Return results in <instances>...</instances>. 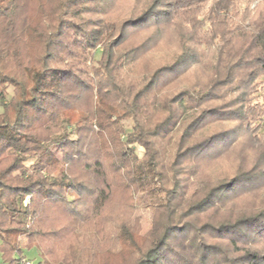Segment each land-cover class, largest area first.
Here are the masks:
<instances>
[{
	"label": "trees",
	"instance_id": "trees-1",
	"mask_svg": "<svg viewBox=\"0 0 264 264\" xmlns=\"http://www.w3.org/2000/svg\"><path fill=\"white\" fill-rule=\"evenodd\" d=\"M112 1L39 0L43 19L33 28L34 0H0L3 263L22 264L21 239L32 237L27 253L34 249L39 264H94L106 248L104 210L113 189L126 185L159 210L143 239L121 226L137 255L132 264H264V201L237 206L248 190L264 188V105L249 98L264 76V0H152L110 31L97 20L83 22ZM209 1L203 17L186 20V33L178 19ZM173 27L176 54L137 73ZM107 32L100 62L88 67V53ZM135 32L153 35L118 54ZM28 33L44 48L34 60L12 49ZM196 69L204 77L177 85ZM7 85L14 88L9 101ZM137 144L146 150L142 160ZM233 153L234 172L215 173ZM82 232L94 240L82 246L84 259L50 258L56 242Z\"/></svg>",
	"mask_w": 264,
	"mask_h": 264
},
{
	"label": "rangeland",
	"instance_id": "rangeland-1",
	"mask_svg": "<svg viewBox=\"0 0 264 264\" xmlns=\"http://www.w3.org/2000/svg\"><path fill=\"white\" fill-rule=\"evenodd\" d=\"M152 0H114V2H105L103 10L100 12L99 16L95 14H88L84 16L83 22L88 23V21H98L101 25H104L110 29L113 27H120L124 21H127L130 18H134L135 16L139 15L142 10H144L148 4H150ZM108 3V4H107ZM258 1H255L253 6L257 5ZM211 2L203 4L202 12L194 11L196 15H192L191 17L189 14H186L190 18H182L180 17L177 22L182 23V27L186 33H190L192 25L185 24L186 20L189 21L191 18L195 17H203L206 11L210 8ZM102 9V6L100 7ZM49 9L47 11L49 12ZM184 11L191 10L190 8L183 9ZM185 15V16H186ZM43 19V12L40 10V2L39 0H34L31 3L29 8V15H28V23L30 26L35 28ZM83 19V18H82ZM81 19V20H82ZM80 19H78L79 21ZM82 23V22H78ZM187 26V27H186ZM183 30V31H184ZM193 32V31H192ZM108 33V32H107ZM106 33V34H107ZM109 34L104 38V40L97 46L96 49H92L88 53V67H96L102 58V53L104 49V45L109 41ZM178 27H173L169 34H164L162 39H164V44L158 46L155 50L151 53L147 54L137 66V73L144 74L145 72H149L152 68L158 67L162 65L164 60L168 58L172 53L177 52L176 48L178 47V35H179ZM113 36V33H111ZM130 40L120 47L118 54L123 50H128L130 47H135L140 44H145V40L147 38H151L153 32H135L130 33ZM128 35V36H129ZM200 35V33H199ZM158 38L154 39L157 40ZM153 42V41H152ZM120 44L117 40L115 41V46ZM153 43H151V46ZM206 55H208L209 49L207 45L203 46ZM12 49L18 51L19 54L23 58H28L34 60L35 57L44 53V48L41 42L38 39H33L32 36L28 33L26 36L22 37L20 42H16L12 44ZM117 54V52H116ZM197 70V69H196ZM196 70H193L196 71ZM191 72L190 75L185 76L182 80H180L177 85H192L196 82V79L199 80L204 77V69H198L195 73ZM177 85H175L177 87ZM173 86L172 88H174ZM257 93L251 95V101L253 104H259V106L264 105V76L260 77L257 81ZM5 93L7 94V101H9L13 97L14 88L11 85L5 86ZM2 113V107L0 105V114ZM125 126L131 127L132 122L130 120L124 121ZM227 127H233V124L227 125ZM264 136V130H263ZM137 157L142 160L145 157L146 150L144 147L140 145L133 146ZM230 155V154H229ZM237 154L233 153V156H229L224 160L219 168H213L215 173L220 172H234L233 169L235 166L238 165L236 162L235 157ZM61 158L60 154L58 155ZM186 180V177H184ZM192 183H194V179L189 177ZM194 187H192L189 191V188L186 190L188 192L193 191ZM249 195H244L241 198L240 202L237 201V206L240 204L242 206H247L254 200H262L264 201V188H258L254 192L250 193V190L247 191ZM149 196L142 195L139 192L133 190L132 186H117L113 189L111 198L109 203L107 204L103 216L106 217L107 224L106 227V235L104 241H101L106 246L105 249L102 250L101 254L96 257L94 264H132L135 261L136 254H134L133 250L127 247L122 239V231L121 226L126 225L132 231V233L137 238H145L148 236L153 229L154 219L157 217V213L159 210L154 206L152 207V202ZM29 203V199L26 200ZM26 203V204H27ZM155 205V204H154ZM246 209V208H244ZM83 232L80 234V238L71 237L70 242L67 244L62 245L61 241L55 243L53 249V256L50 258H54L56 262L61 261L64 256L73 257L74 254H81L83 259L86 257V254L83 253L82 246L89 247L93 243V238L86 236V238H82ZM35 240L32 237H26L21 239V248L26 252V260L22 264H26L27 262L31 264H39L41 261L37 255V252L33 249L31 253L28 252V246L32 245ZM259 248L264 249V239H260ZM61 244V245H59ZM71 244L76 245V247L69 250ZM262 256L264 257V250L261 252ZM235 257V256H232Z\"/></svg>",
	"mask_w": 264,
	"mask_h": 264
},
{
	"label": "crops",
	"instance_id": "crops-1",
	"mask_svg": "<svg viewBox=\"0 0 264 264\" xmlns=\"http://www.w3.org/2000/svg\"><path fill=\"white\" fill-rule=\"evenodd\" d=\"M2 260L3 259H2L1 254H0V264H4Z\"/></svg>",
	"mask_w": 264,
	"mask_h": 264
},
{
	"label": "built area",
	"instance_id": "built-area-1",
	"mask_svg": "<svg viewBox=\"0 0 264 264\" xmlns=\"http://www.w3.org/2000/svg\"><path fill=\"white\" fill-rule=\"evenodd\" d=\"M26 264H31V263L27 262Z\"/></svg>",
	"mask_w": 264,
	"mask_h": 264
}]
</instances>
